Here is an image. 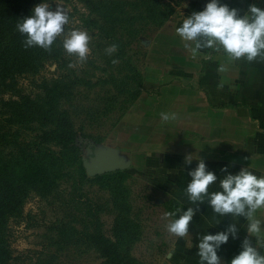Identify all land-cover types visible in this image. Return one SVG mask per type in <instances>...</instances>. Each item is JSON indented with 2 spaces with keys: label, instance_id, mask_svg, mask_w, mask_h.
I'll return each mask as SVG.
<instances>
[{
  "label": "rangeland",
  "instance_id": "rangeland-1",
  "mask_svg": "<svg viewBox=\"0 0 264 264\" xmlns=\"http://www.w3.org/2000/svg\"><path fill=\"white\" fill-rule=\"evenodd\" d=\"M156 1L170 10L160 22H144L141 8L122 6L118 20L130 14L134 17L131 27L100 18L82 0L49 3L50 11L57 5L66 9L65 35L74 29L89 34L90 52L83 64L67 55V68L47 67L34 78L19 79V85L23 92L36 94V82L58 79L60 107L72 118L82 161L111 151L129 167L122 171L120 182L114 172L99 182L96 177L80 181L77 171H67L48 183L43 197L31 196L23 219L10 225L12 248L25 263L41 258L52 264H105L84 237L111 236L114 220L123 212L137 234L130 255L138 264H199L197 238L212 228H198V217L193 216L189 236L175 238L167 233V221L162 219L164 212L185 211L190 203L183 194V158L171 151L176 139L168 135L167 122L153 114L150 50L164 25L173 21L181 26L192 12L204 10L209 0ZM219 3L238 9L240 16L249 5L264 10V0ZM100 24L104 31L97 29ZM112 44L118 49L107 55L105 49Z\"/></svg>",
  "mask_w": 264,
  "mask_h": 264
},
{
  "label": "trees",
  "instance_id": "trees-1",
  "mask_svg": "<svg viewBox=\"0 0 264 264\" xmlns=\"http://www.w3.org/2000/svg\"><path fill=\"white\" fill-rule=\"evenodd\" d=\"M51 1L0 0V264H52L41 258L25 263L17 256L12 248L10 225L23 219L28 199L33 195L43 197L48 183L62 173L75 170L80 181L90 179L79 155L82 146L76 144L72 118L60 107V94L55 86L58 79L52 85L45 79L34 82L36 94L23 92L19 85V79L34 78L47 67L67 68L60 36L50 52L39 47L25 49L22 44L25 37L15 27L19 19L31 15L34 6ZM82 1L100 18L122 22L120 26L131 27L134 18L126 14L123 20H118L117 12L121 14L124 5L141 8L144 22H160L170 14L168 6L156 0ZM97 29L104 31V26L100 24ZM114 174L120 182L124 172ZM108 176L94 178L100 182ZM136 235L122 212L114 220L111 236L86 234L84 241L97 250L105 264H138L130 255Z\"/></svg>",
  "mask_w": 264,
  "mask_h": 264
},
{
  "label": "crops",
  "instance_id": "crops-1",
  "mask_svg": "<svg viewBox=\"0 0 264 264\" xmlns=\"http://www.w3.org/2000/svg\"><path fill=\"white\" fill-rule=\"evenodd\" d=\"M179 26L168 22L151 41V102L156 105V119L161 121V112L177 115L165 128L176 139L171 151L183 158L184 186L198 159L217 176L210 192L219 191V180L241 167L264 176V62H231L226 55L206 48L193 58L175 33ZM221 67L225 70L220 71ZM186 157L193 159L190 164ZM225 168L227 173L221 171ZM190 207H197L198 228H212L209 234L236 225L238 238L230 236L217 252L222 264H229L241 251L245 219L224 215L216 217L218 223H211L213 213L206 201ZM257 218L264 220V211H258Z\"/></svg>",
  "mask_w": 264,
  "mask_h": 264
},
{
  "label": "clouds",
  "instance_id": "clouds-1",
  "mask_svg": "<svg viewBox=\"0 0 264 264\" xmlns=\"http://www.w3.org/2000/svg\"><path fill=\"white\" fill-rule=\"evenodd\" d=\"M68 23L69 16L64 7L57 5L54 11H50L49 4L40 3L33 7L31 15L19 19L15 27L25 37L22 42L25 49L39 47L50 52L57 37L64 35L61 46L65 54L83 64L90 52L91 37L86 31L75 29L65 35L64 26ZM175 33L185 42L184 47L193 58L206 48L226 55L231 62L240 59L264 62V10L255 5H249L240 16L238 9L229 8L219 0H209L204 10L194 11L184 18ZM117 49L118 45L112 44L105 52L112 55ZM117 62L113 60V63ZM219 70L225 69L221 67ZM160 119L166 123L176 120L177 115L161 112ZM192 160L186 157L185 162L190 164ZM221 171L227 173L226 168ZM188 175L191 180L183 194L191 205L207 202L213 213L211 223H218L216 217L224 215L234 219L242 217L246 221L241 251L229 264H264V220L257 218L258 211H264V176L258 177L248 167H241L236 174L227 173L219 180V191L210 192L209 188L216 183L217 176L206 170L202 159L197 160V166ZM196 210L197 207H188L182 212L180 208L164 212L162 219L167 221V233L175 238L189 236V224ZM177 214L178 218H174ZM237 233L233 223L225 231L199 236L196 245L199 264H222L217 252L230 236L237 239Z\"/></svg>",
  "mask_w": 264,
  "mask_h": 264
},
{
  "label": "water",
  "instance_id": "water-1",
  "mask_svg": "<svg viewBox=\"0 0 264 264\" xmlns=\"http://www.w3.org/2000/svg\"><path fill=\"white\" fill-rule=\"evenodd\" d=\"M83 167L88 177H96L110 172L124 171L129 164L119 160L111 151H104L90 157L88 162H83Z\"/></svg>",
  "mask_w": 264,
  "mask_h": 264
}]
</instances>
